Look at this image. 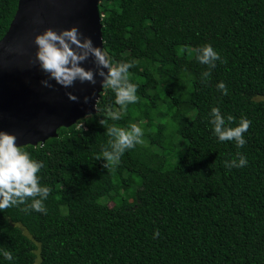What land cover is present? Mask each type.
<instances>
[{"label":"trees","instance_id":"1","mask_svg":"<svg viewBox=\"0 0 264 264\" xmlns=\"http://www.w3.org/2000/svg\"><path fill=\"white\" fill-rule=\"evenodd\" d=\"M17 4L0 0V39ZM98 8L113 63L135 62L139 99L112 121L119 106L103 88L95 113L20 146L43 162L37 175L51 192L46 213L0 211V252L14 257L0 255V264H264V0H99ZM204 43L224 61L206 82L194 52ZM213 106L232 127L251 121L243 147L212 133ZM101 119L138 124L144 145L104 168ZM238 152L247 165L225 167Z\"/></svg>","mask_w":264,"mask_h":264},{"label":"clouds","instance_id":"2","mask_svg":"<svg viewBox=\"0 0 264 264\" xmlns=\"http://www.w3.org/2000/svg\"><path fill=\"white\" fill-rule=\"evenodd\" d=\"M33 41L36 45L35 58L39 68L47 76V79L41 81L44 86L53 87L50 80H55L64 88H70L76 81L96 84V77L99 76L102 87L114 93L115 103L119 106V110L108 112V117L112 121H118L121 114L127 110V106L138 101V85L129 79V69L134 66L135 62L113 63L108 50L95 46L92 39L84 35L76 25L61 28L59 31L44 28L42 32L34 35ZM194 52L196 60L208 66V69L200 74L202 82H206L216 62L223 63L224 61L210 43L197 46ZM89 57L95 65V72L92 68L83 66ZM216 87L222 94H228L227 86L223 81L218 82ZM67 95L71 100L77 99L71 92ZM83 100L87 103L88 97H83ZM208 115L209 123L212 125L211 131L219 141L234 140L237 148L246 144L244 133L248 131L251 124L249 119L242 118L237 126L232 127L233 117L228 116L226 120L220 109L215 106L211 107ZM99 123L106 128L108 137L107 142L102 145V155L96 157L103 158L104 168L115 167L126 150L144 142L142 139L144 129L136 123L130 122L127 127L108 124L104 119H101ZM16 141L17 137L13 133L0 129V211L13 206L25 205L24 211L46 213L44 201L48 199L51 189L42 185L37 175L44 164L33 159L29 152L17 145ZM247 163V157L239 152L236 158L224 161L227 168H243ZM159 235V230L155 229L153 238ZM0 255L8 261L14 259L10 251H2Z\"/></svg>","mask_w":264,"mask_h":264},{"label":"water","instance_id":"3","mask_svg":"<svg viewBox=\"0 0 264 264\" xmlns=\"http://www.w3.org/2000/svg\"><path fill=\"white\" fill-rule=\"evenodd\" d=\"M99 0H18L16 12L0 39V129L13 133L17 145H36L58 135L87 114L96 112L103 91L100 77L96 84L76 81L64 88L55 80L53 87L41 84L47 79L35 58V34L44 28L59 31L71 25L103 47ZM85 68L95 72L89 57ZM77 97L69 99L67 93ZM87 96V103L83 97Z\"/></svg>","mask_w":264,"mask_h":264},{"label":"rangeland","instance_id":"4","mask_svg":"<svg viewBox=\"0 0 264 264\" xmlns=\"http://www.w3.org/2000/svg\"><path fill=\"white\" fill-rule=\"evenodd\" d=\"M143 141H144V142H143V144H141V145H144V143H145V138L143 139ZM109 204L112 205V201H109Z\"/></svg>","mask_w":264,"mask_h":264}]
</instances>
